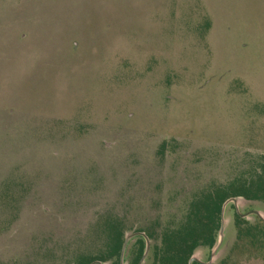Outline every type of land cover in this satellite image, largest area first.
Returning <instances> with one entry per match:
<instances>
[{
  "label": "rangeland",
  "instance_id": "1",
  "mask_svg": "<svg viewBox=\"0 0 264 264\" xmlns=\"http://www.w3.org/2000/svg\"><path fill=\"white\" fill-rule=\"evenodd\" d=\"M262 156L264 0H0V264H113L136 232L154 264L190 203ZM236 214L194 263L264 264Z\"/></svg>",
  "mask_w": 264,
  "mask_h": 264
},
{
  "label": "trees",
  "instance_id": "2",
  "mask_svg": "<svg viewBox=\"0 0 264 264\" xmlns=\"http://www.w3.org/2000/svg\"><path fill=\"white\" fill-rule=\"evenodd\" d=\"M232 198L264 203V156L252 171L234 178L227 185L215 186L196 197L190 203L185 220L176 227L167 228L161 243L152 247L154 264H189L197 249H213L221 229L222 207ZM257 219L258 230L264 233V222L258 217ZM247 226L246 219L236 214L238 239L254 242V227ZM123 243L124 236L120 234V238H116L114 243L113 252L118 258L113 264H121L120 252ZM138 244L139 253L133 264H139L144 255L145 240L139 237ZM96 260L106 262V258H94L82 264H92Z\"/></svg>",
  "mask_w": 264,
  "mask_h": 264
},
{
  "label": "water",
  "instance_id": "3",
  "mask_svg": "<svg viewBox=\"0 0 264 264\" xmlns=\"http://www.w3.org/2000/svg\"><path fill=\"white\" fill-rule=\"evenodd\" d=\"M238 199L239 198H232V199H229L227 200L223 207H222V213H221V229H220V232H219V237H218V244L216 246V249L214 250V252L212 253V258H211V262L213 261V258L217 252V250L220 248V246L222 245V242H223V238H224V231H225V210L228 206L229 203H234V205L236 206V209H237V212H238V215L241 216L242 218H247L251 215H256L258 218H260L263 222H264V217L263 215L259 212V211H251V212H248L246 214H241L239 211H238V208H237V204H238ZM135 236H143L146 240V248H145V252H144V255L140 261L139 264H142L145 259L147 258L148 254H149V251H150V240L149 238L144 234V233H134L130 236H127L125 238V241H124V244H123V247H122V252H121V258H120V263L121 264H124V254H125V250H126V247H127V244L129 242V240ZM194 262H199V260L194 257V255L192 256V258L190 259L189 261V264H193ZM210 262V263H211ZM92 264H103L102 262H99V261H95L93 262Z\"/></svg>",
  "mask_w": 264,
  "mask_h": 264
},
{
  "label": "flooded vegetation",
  "instance_id": "4",
  "mask_svg": "<svg viewBox=\"0 0 264 264\" xmlns=\"http://www.w3.org/2000/svg\"><path fill=\"white\" fill-rule=\"evenodd\" d=\"M137 233V232H136ZM138 233H142V232H138ZM136 237V236H135ZM139 237H141V238H143L144 239V237L143 236H139Z\"/></svg>",
  "mask_w": 264,
  "mask_h": 264
}]
</instances>
